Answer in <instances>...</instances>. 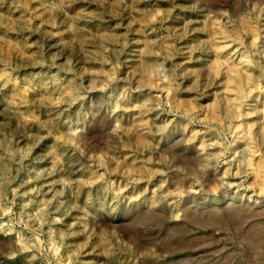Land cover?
Listing matches in <instances>:
<instances>
[{"label":"rangeland","instance_id":"rangeland-1","mask_svg":"<svg viewBox=\"0 0 264 264\" xmlns=\"http://www.w3.org/2000/svg\"><path fill=\"white\" fill-rule=\"evenodd\" d=\"M0 264H264V0H0Z\"/></svg>","mask_w":264,"mask_h":264},{"label":"bare ground","instance_id":"bare-ground-1","mask_svg":"<svg viewBox=\"0 0 264 264\" xmlns=\"http://www.w3.org/2000/svg\"><path fill=\"white\" fill-rule=\"evenodd\" d=\"M243 60H244V61H247V58L243 57Z\"/></svg>","mask_w":264,"mask_h":264}]
</instances>
